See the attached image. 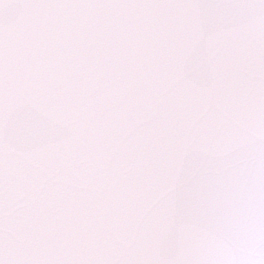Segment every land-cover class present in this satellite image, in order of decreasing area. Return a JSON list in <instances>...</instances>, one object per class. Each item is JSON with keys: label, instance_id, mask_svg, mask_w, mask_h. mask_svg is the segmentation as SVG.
Wrapping results in <instances>:
<instances>
[{"label": "snow or ice", "instance_id": "snow-or-ice-1", "mask_svg": "<svg viewBox=\"0 0 264 264\" xmlns=\"http://www.w3.org/2000/svg\"><path fill=\"white\" fill-rule=\"evenodd\" d=\"M0 264H264V0H0Z\"/></svg>", "mask_w": 264, "mask_h": 264}]
</instances>
